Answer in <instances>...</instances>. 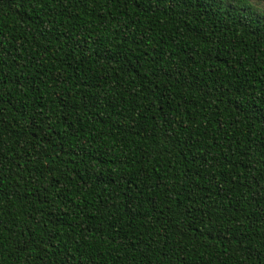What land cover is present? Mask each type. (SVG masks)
<instances>
[{"label":"trees","instance_id":"trees-1","mask_svg":"<svg viewBox=\"0 0 264 264\" xmlns=\"http://www.w3.org/2000/svg\"><path fill=\"white\" fill-rule=\"evenodd\" d=\"M245 2L0 0V264H264Z\"/></svg>","mask_w":264,"mask_h":264},{"label":"snow or ice","instance_id":"snow-or-ice-1","mask_svg":"<svg viewBox=\"0 0 264 264\" xmlns=\"http://www.w3.org/2000/svg\"><path fill=\"white\" fill-rule=\"evenodd\" d=\"M242 7L255 16L264 17V0H246Z\"/></svg>","mask_w":264,"mask_h":264}]
</instances>
